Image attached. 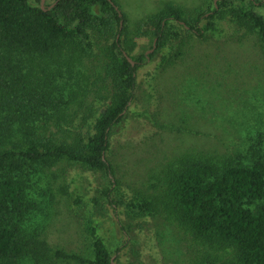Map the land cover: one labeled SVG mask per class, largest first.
I'll list each match as a JSON object with an SVG mask.
<instances>
[{
  "label": "rangeland",
  "instance_id": "obj_1",
  "mask_svg": "<svg viewBox=\"0 0 264 264\" xmlns=\"http://www.w3.org/2000/svg\"><path fill=\"white\" fill-rule=\"evenodd\" d=\"M114 1L124 16L121 39L130 59L153 51L155 38L142 23L166 2L180 4L189 15L206 5V0ZM51 2L43 0V6ZM29 3L36 6L40 0ZM259 11L264 14V8ZM219 27L215 34L196 37L172 21L168 47L156 51L137 70L134 96L111 131L107 151L116 180L111 194L115 208L103 195L109 188L103 171L59 159L30 174L28 197L34 208L24 224L46 241L51 252L91 258L84 222L93 219L114 264H194L210 253L176 223L157 214H139L130 201L154 192L165 166L179 155L198 152L234 157L237 151L245 153L257 131L264 130V46L257 34L227 20L219 21ZM114 34L95 25L89 29L90 45H71L61 54L36 58L32 80L68 95L55 102L53 109L57 119L63 118L62 125L69 127L57 132L58 140L73 139L72 123L81 130L87 127L85 119L67 123L74 100L85 99L89 92V98L96 96L100 101L97 98L94 105H87L86 114L94 106L103 109L110 87L106 63L111 59ZM163 54L172 57L161 64ZM224 257L218 253L219 260ZM19 264L34 263L27 258ZM52 264L85 263L54 257Z\"/></svg>",
  "mask_w": 264,
  "mask_h": 264
},
{
  "label": "trees",
  "instance_id": "obj_2",
  "mask_svg": "<svg viewBox=\"0 0 264 264\" xmlns=\"http://www.w3.org/2000/svg\"><path fill=\"white\" fill-rule=\"evenodd\" d=\"M260 8L264 0H206L201 11L189 15L180 4L166 2L142 23L155 38L153 51L131 57L132 63L121 39L124 16L114 0H53L45 6H32L29 0H0V264H19L27 258L34 264H52L54 257L114 264L93 219L84 222L92 246L87 259L61 250L51 252L38 233L27 230L24 221L34 208L28 197L30 174L59 159L103 171L109 180L103 195L115 208L111 194L116 180L107 157L111 131L134 96L140 65L168 47L170 23L203 37L218 32L219 21L227 20L257 34L264 46ZM95 25L115 32L109 46L111 59L106 63L110 75L107 101L103 109L94 106L86 114L99 98H89L88 92L85 99L74 100L67 123L85 119L87 127L81 130L72 123L73 139L58 140L57 132L69 127L63 126V118L57 119L53 109L55 102L68 95L58 87L51 90L45 88L47 83L33 81L34 63L36 58L61 54L67 46L90 45L89 29ZM170 34L178 36L176 31ZM170 57L163 54L160 63L169 62ZM252 139L245 153L237 151L234 157L198 152L179 155L165 166L154 192L132 197L131 206L139 214H157L176 223L210 251L194 264H264V130ZM218 253L225 259L219 260Z\"/></svg>",
  "mask_w": 264,
  "mask_h": 264
},
{
  "label": "water",
  "instance_id": "obj_3",
  "mask_svg": "<svg viewBox=\"0 0 264 264\" xmlns=\"http://www.w3.org/2000/svg\"><path fill=\"white\" fill-rule=\"evenodd\" d=\"M40 5L43 6V0H40ZM128 59L133 63V61L129 57H128Z\"/></svg>",
  "mask_w": 264,
  "mask_h": 264
}]
</instances>
